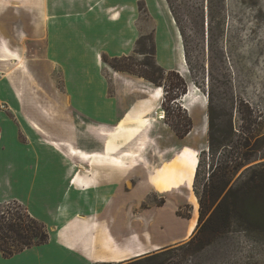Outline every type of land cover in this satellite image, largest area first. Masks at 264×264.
Here are the masks:
<instances>
[{
	"label": "crops",
	"instance_id": "crops-1",
	"mask_svg": "<svg viewBox=\"0 0 264 264\" xmlns=\"http://www.w3.org/2000/svg\"><path fill=\"white\" fill-rule=\"evenodd\" d=\"M138 1L0 4V203L19 202L49 234L47 242L11 256L0 251V264L119 263L182 244L193 234L199 210L178 214L177 202L191 198L195 156L152 176L137 171L136 184L127 190V173L119 168L125 162L92 158L111 154L94 153L68 138L79 121L111 136L126 129L112 123L140 119L127 112L144 99L128 104L118 88L109 94L101 73L102 55H129L136 45ZM157 49L160 66L176 70L170 58L161 62L158 41ZM81 166L102 169L108 177L78 176ZM141 186L142 194L130 198ZM151 194L164 198L162 206L132 209ZM170 200L176 201L172 208Z\"/></svg>",
	"mask_w": 264,
	"mask_h": 264
},
{
	"label": "rangeland",
	"instance_id": "rangeland-1",
	"mask_svg": "<svg viewBox=\"0 0 264 264\" xmlns=\"http://www.w3.org/2000/svg\"><path fill=\"white\" fill-rule=\"evenodd\" d=\"M25 1L30 0H0V4L22 7ZM170 2L179 18L180 29L167 0L138 1L135 26L138 36L153 37L154 59L160 65L158 41L161 62L170 58L177 66L173 68L176 69L173 74H164V79L157 85L136 74L115 71L107 63L101 65V73L108 80L109 94L118 88L128 104L144 99L132 107L137 110L127 112L140 119L112 123L111 126L116 127L123 124L126 129L114 130L111 136L100 135L99 125L93 127L79 121V130L74 128L68 138L76 146L94 153L111 154H96L92 158L125 162L128 166L119 168L127 173V190L136 184L137 171L143 173L145 170L152 176V172L163 170L165 165L178 166L184 163L180 159L195 156L197 163L191 198L177 202V212L189 215L199 210L198 199L194 196V178L201 159L196 182L200 191L211 157L207 148L210 134L221 137L229 133L231 136V140L216 146L214 159L220 161L241 147L243 132L258 134V140L251 139L247 147L253 160L237 174L248 165L264 161V0ZM176 36L182 44L183 63L179 59ZM170 44L171 52L168 50ZM134 49L135 42L129 54H133ZM145 57L148 56H134L131 60L137 64L132 66L134 71L140 69L138 63ZM172 96L176 98L172 99ZM175 129L182 137L176 135ZM202 150L205 151L201 155ZM87 168L81 166L76 175L108 177L102 169ZM144 190L145 186H141L130 198L140 196ZM174 201L170 200L169 208L173 207ZM163 202L162 196L151 194L146 201L136 202L132 209L154 208L162 206ZM200 226L186 242L161 249L176 247L165 255L164 264H264V232L242 230L237 220L232 221L228 231L215 234Z\"/></svg>",
	"mask_w": 264,
	"mask_h": 264
},
{
	"label": "trees",
	"instance_id": "trees-1",
	"mask_svg": "<svg viewBox=\"0 0 264 264\" xmlns=\"http://www.w3.org/2000/svg\"><path fill=\"white\" fill-rule=\"evenodd\" d=\"M167 2L176 24H180L175 8L170 0ZM178 27L180 29V25ZM137 54L148 57L138 63L140 69L136 72L132 66L137 64L131 60ZM154 56L153 37L143 34L137 39L133 54L112 58L102 55L101 58L115 71L136 74L159 85L164 79V74H173L175 70L166 71L155 62ZM175 98L172 96V99ZM175 132L178 137H182L178 130L175 129ZM243 134V142L237 152L225 155L221 161L214 159L216 146L231 140V136L229 133L221 137L209 135L207 148L211 157L207 162V177L200 191L197 190L196 182L201 159L198 161L194 178V193L199 204L195 230L201 225L207 227L211 234L225 232L231 227L232 221L237 220L242 230L264 232V161L248 165L237 174L241 167L253 160L247 147L251 139L258 140L259 137L252 131ZM204 151H201V155ZM48 237L45 223L32 216L22 204L17 201L0 203V251L3 255L11 256L24 248L45 243ZM174 248L176 247L147 253L119 263L96 264H164L165 255L171 253Z\"/></svg>",
	"mask_w": 264,
	"mask_h": 264
},
{
	"label": "bare ground",
	"instance_id": "bare-ground-1",
	"mask_svg": "<svg viewBox=\"0 0 264 264\" xmlns=\"http://www.w3.org/2000/svg\"><path fill=\"white\" fill-rule=\"evenodd\" d=\"M171 21H172V19H170ZM172 23H173V21H172ZM179 49H180V56H181V60H182V63H183V61H185L184 60V53H183V49H182V44H180V42H179ZM162 114V113H161ZM118 132V131H117ZM117 132H115V133H117ZM53 142V141H52ZM68 146V145H67ZM79 152H81V151H79ZM82 153V152H81ZM125 155H128V153H125ZM118 163L120 162V160H116ZM114 162V161H113Z\"/></svg>",
	"mask_w": 264,
	"mask_h": 264
},
{
	"label": "built area",
	"instance_id": "built-area-1",
	"mask_svg": "<svg viewBox=\"0 0 264 264\" xmlns=\"http://www.w3.org/2000/svg\"><path fill=\"white\" fill-rule=\"evenodd\" d=\"M3 108H4V106L2 104H0V109H3Z\"/></svg>",
	"mask_w": 264,
	"mask_h": 264
}]
</instances>
